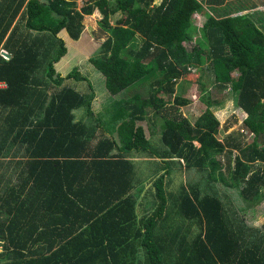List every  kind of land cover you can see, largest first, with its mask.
Here are the masks:
<instances>
[{
  "label": "trees",
  "instance_id": "trees-1",
  "mask_svg": "<svg viewBox=\"0 0 264 264\" xmlns=\"http://www.w3.org/2000/svg\"><path fill=\"white\" fill-rule=\"evenodd\" d=\"M224 2L0 0V264H264V223L243 217L264 201V32L241 10L217 12ZM94 10L106 37L86 63L126 95L107 110L79 68L56 71L62 33L78 42ZM192 69L230 88L251 144L219 137L224 102L204 83L205 113H179L191 101L175 88ZM135 158L154 164L147 193ZM181 165L207 178L170 190ZM218 181L237 190L241 216Z\"/></svg>",
  "mask_w": 264,
  "mask_h": 264
},
{
  "label": "rangeland",
  "instance_id": "rangeland-1",
  "mask_svg": "<svg viewBox=\"0 0 264 264\" xmlns=\"http://www.w3.org/2000/svg\"><path fill=\"white\" fill-rule=\"evenodd\" d=\"M96 11V10H94ZM216 12H214L215 14ZM217 15V14H216ZM218 16V15H217ZM121 14H118L116 16L111 17L110 24L116 25L117 21L119 19H123ZM103 19V15H101L98 10L96 13L90 15L85 19V32L83 33L82 38L78 42H73L69 40L66 32L62 33V37L67 43L68 48V54L65 58L62 59L60 62L61 65H57V74H60L62 77H66L68 74H70L75 68H79L80 72L87 77L88 81L93 87L94 93L96 96H94L93 104L97 108V102H103V99L105 98V106L106 110L109 106H111L113 100H119L121 98H124L125 94H119L117 96H111L109 93H107L105 89V79L103 75H100L93 67L89 64H87V60L91 57H94L100 49L101 44H103V39L106 37V34L103 32V28H101V25L99 24V21ZM206 17L203 15H197L194 22L197 27L202 28L206 22ZM197 39L200 38V33L197 34ZM187 48L191 49L190 45H187ZM65 65L69 67L68 71L64 68H61L60 66ZM191 73L187 76L186 80H180L177 82L176 90L181 86L183 88V91L181 92L182 97L189 99L191 103L188 106L179 107L178 111L179 113L187 118L191 123H195L197 119H199L207 110V104L205 101H203V94H202V83L206 84L205 89H209L213 92V101H223L224 104L221 106H216L214 108V111L218 118L222 122L221 132L219 134V137L223 141H227L229 139V136L233 138L235 141H241L245 145L251 144L253 141V138L246 137V129L243 127V117H246L245 114L239 110L234 103L233 97L230 94V88L226 89H218L216 84L214 83V76H212L211 71H208L206 73V76L204 78L202 77V74L204 71L202 69H192L190 70ZM233 76L237 78L239 76V73H234ZM202 77V78H201ZM72 87L75 88L76 84L71 83ZM71 86V85H70ZM83 86L86 90L85 84H80V87ZM5 84H3V88H5ZM78 90L82 93H85V91H82L78 88ZM138 90L142 94H146V85H142L138 87ZM179 91V89H178ZM168 108H170L171 112H175L174 109L175 105L172 104V101L167 105ZM172 108V109H171ZM78 118L85 115L84 109L78 110ZM85 121H88L90 124L91 121H93L92 115H85ZM143 125L146 126L147 122L143 121L141 122ZM197 146V144L195 143ZM235 154H238L235 151ZM138 159V158H135ZM136 170L138 174H140V170L142 172V176L146 177V172L150 174L154 171V164H151L152 168L146 165V163L142 164L140 161H136ZM146 166L143 168H138V165ZM224 164H227V162H224ZM226 169V168H225ZM225 169H223L225 171ZM180 172L174 171L173 175L171 176V185L170 188L173 189L179 182H183V184H193L197 181L205 180L207 177L205 174H202L200 172H197L196 170H187L181 165ZM228 179H230L229 173L226 172ZM141 176V177H142ZM218 185V190H221V193L223 194L224 199L228 202L229 207L232 209L235 207L237 209V212H239V215H242V212H240L239 207L241 208V204L245 205L243 203L242 198L238 195L237 190H229L227 187L223 185L221 181H218L216 183ZM151 186V184L149 185ZM264 191V190H263ZM234 192V193H233ZM150 202V201H149ZM143 205H146V199L143 200ZM234 209V208H233ZM243 217L245 218V221H248L251 224L257 225V227H260L264 223V201L260 203L259 206H256L254 210H250L247 213L243 214Z\"/></svg>",
  "mask_w": 264,
  "mask_h": 264
},
{
  "label": "crops",
  "instance_id": "crops-1",
  "mask_svg": "<svg viewBox=\"0 0 264 264\" xmlns=\"http://www.w3.org/2000/svg\"><path fill=\"white\" fill-rule=\"evenodd\" d=\"M205 2H206V0H205ZM78 5L80 7V2H78ZM214 7L216 8L217 12L222 13V14H224L228 10V7L233 8V9L241 10L239 12V14H241V15H243V14L244 15H249L252 18V20L255 22V24L260 28V30L264 32V0H225V2L223 4H220V5L214 6ZM96 12H97V10L94 11L93 14L96 13ZM87 17H89V16H84L83 24L85 23V19ZM217 17H219V16H217ZM84 32H85V26H84L83 33ZM66 34L68 36V33L67 32H66ZM59 65H61V63H59L58 66ZM63 68L66 69L67 71L69 69L68 66L63 67ZM57 69L58 68H57V65H56V71H58ZM243 113L247 117V114L245 112H243ZM246 117H243V120ZM148 127H149V125L146 124L147 134L149 136V129H148ZM157 141H160V138L159 137H158ZM136 160L138 161L139 159H136ZM134 162H135V159H134ZM149 164H150V160H148L146 158V165L148 166ZM139 167L140 168H143V167H146V166L138 165V168ZM142 172L143 171L140 170L141 176H142ZM152 177L153 176L151 175V173L148 174L146 172V177H143L142 176V178H141V179H144V181H145V184H146V193L151 188V186H149V185L150 184L152 185V182L150 180ZM180 184H181V182H179L176 186H179ZM170 185H171V182H170ZM173 189H175V188H173ZM170 190H171V188H170ZM145 196H146V207H147L149 201L152 200V197H149L147 194L145 195V191H144L142 193V199L140 200L141 203H143V200L145 199Z\"/></svg>",
  "mask_w": 264,
  "mask_h": 264
},
{
  "label": "built area",
  "instance_id": "built-area-1",
  "mask_svg": "<svg viewBox=\"0 0 264 264\" xmlns=\"http://www.w3.org/2000/svg\"><path fill=\"white\" fill-rule=\"evenodd\" d=\"M3 84H4V83H0V88H3ZM5 86H6V85H5Z\"/></svg>",
  "mask_w": 264,
  "mask_h": 264
},
{
  "label": "water",
  "instance_id": "water-1",
  "mask_svg": "<svg viewBox=\"0 0 264 264\" xmlns=\"http://www.w3.org/2000/svg\"><path fill=\"white\" fill-rule=\"evenodd\" d=\"M10 59V58H9Z\"/></svg>",
  "mask_w": 264,
  "mask_h": 264
}]
</instances>
